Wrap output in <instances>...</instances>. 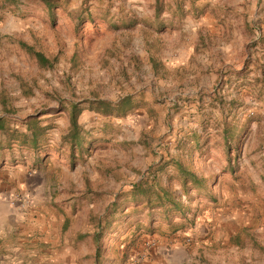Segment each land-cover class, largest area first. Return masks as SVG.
<instances>
[{
    "label": "rangeland",
    "instance_id": "1",
    "mask_svg": "<svg viewBox=\"0 0 264 264\" xmlns=\"http://www.w3.org/2000/svg\"><path fill=\"white\" fill-rule=\"evenodd\" d=\"M51 3L0 0V199L34 228L20 238L86 252L56 264H264V0ZM177 161L207 186L185 191ZM154 179L184 212L133 196Z\"/></svg>",
    "mask_w": 264,
    "mask_h": 264
},
{
    "label": "trees",
    "instance_id": "2",
    "mask_svg": "<svg viewBox=\"0 0 264 264\" xmlns=\"http://www.w3.org/2000/svg\"><path fill=\"white\" fill-rule=\"evenodd\" d=\"M51 0H47V5L51 7ZM52 8H48L47 12L52 15ZM27 52L34 58L37 59V61L41 65H49L50 60L44 55V53L40 50H36L33 47H29ZM121 102L120 104H122ZM119 104V105H120ZM101 105L104 107H108V105L105 102H101ZM31 129V136H27V140L31 144L32 147L37 148L39 146L40 137L42 135L41 131L32 130ZM0 130L5 135H10V129L7 126L6 119L3 116H0ZM79 133V125L77 122V117L75 114L71 115V136L73 140H77ZM20 137L25 136V133L20 132ZM176 168L178 171L179 178L181 180L182 186L185 189V191H188L189 186L191 185L192 188H204L207 186V178L204 176H200L197 174L195 169L189 165H185L181 161H177ZM156 179V177H155ZM153 180L150 182L149 180H140L136 182L133 185L132 193L133 196L140 198L142 203H144L146 206L149 207H163L166 210L170 211H180L184 212L185 206L181 199V197L176 194L173 190H170L166 186H163L156 180ZM103 231L95 232L93 235L99 238V235H102ZM96 239L98 242L99 239ZM101 251V245L98 243L97 245V253L96 257L99 258V254Z\"/></svg>",
    "mask_w": 264,
    "mask_h": 264
},
{
    "label": "crops",
    "instance_id": "3",
    "mask_svg": "<svg viewBox=\"0 0 264 264\" xmlns=\"http://www.w3.org/2000/svg\"><path fill=\"white\" fill-rule=\"evenodd\" d=\"M22 222L23 216L21 213L5 200L0 199V264H26L25 262L29 259L27 256L33 255L36 251L51 254L49 258L42 257L41 261L45 264L46 262L53 264L54 260L64 262L67 260L70 262V254L77 252V250L70 248V242L67 238L62 243L60 242L62 244L60 252L54 249L57 243L52 242L51 239L20 238L23 233L30 236L33 233L32 229H34L30 225L24 226ZM77 253L83 256L86 255L84 249L79 250ZM56 262L54 261L55 264Z\"/></svg>",
    "mask_w": 264,
    "mask_h": 264
}]
</instances>
